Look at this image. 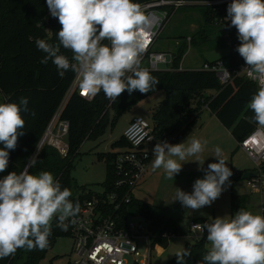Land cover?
Returning a JSON list of instances; mask_svg holds the SVG:
<instances>
[{
  "label": "clouds",
  "instance_id": "1",
  "mask_svg": "<svg viewBox=\"0 0 264 264\" xmlns=\"http://www.w3.org/2000/svg\"><path fill=\"white\" fill-rule=\"evenodd\" d=\"M50 15L57 18L61 29L57 43L37 38L35 44L55 65L60 78L72 71L79 83L80 94L89 101L103 92L114 102L125 91L149 94L157 89L159 79L141 67L146 50L145 29L149 23L140 5L133 0H46ZM226 21L237 30L240 44L236 51L243 58L247 75L257 81L258 90L248 107L251 120L264 128V0H231ZM107 41V43H105ZM71 53V60L61 53ZM226 74H230L226 71ZM29 100L21 97L17 103H0V173L8 169L9 153L25 133ZM30 114L35 116V112ZM194 136L187 143L171 144L157 141L152 149L153 171L163 169L166 178L173 179L182 170L183 162L197 157L204 144ZM218 162L209 163L203 178L196 179L191 193L178 188L174 201L184 208L199 211L211 206L230 186L232 170L227 166L219 146L214 149ZM178 158V159H177ZM36 164V156L28 158ZM72 192L61 186L53 174L40 171L30 174L28 167L0 178V259L14 256L18 249L45 250L52 236L53 222L67 231L81 211L79 202L70 198ZM210 250L198 264H264V216L239 209L232 218L216 217L204 225ZM191 250L175 254L177 264H185Z\"/></svg>",
  "mask_w": 264,
  "mask_h": 264
},
{
  "label": "trees",
  "instance_id": "2",
  "mask_svg": "<svg viewBox=\"0 0 264 264\" xmlns=\"http://www.w3.org/2000/svg\"><path fill=\"white\" fill-rule=\"evenodd\" d=\"M143 1L146 0H133L135 3ZM226 7L221 5L218 11L213 12L211 8L204 6L203 24H213L214 27H218L215 19L222 16ZM47 13L46 0H0L1 103L19 104L21 97H27L29 100L28 112L23 111L21 106V116L25 120L23 128L25 134L18 137L16 148L10 150L8 169L0 173V178L12 171L17 173L22 171L46 123L60 104L74 76L72 71H68L63 78H60L51 60L47 64L41 63L45 54L37 49L35 40L40 38L57 43L56 34L61 29L58 20L54 27L47 26L45 19ZM217 31L210 33L203 26L194 34L204 40L209 39L213 34L223 36L219 27ZM194 34L191 36V46L196 41ZM227 39L230 41L229 58L232 61L243 60L236 51L240 41L234 27L229 26ZM182 41L183 43L173 51L174 58L171 65L174 67L178 65L187 47L185 36ZM60 51L71 60V53L68 50L61 48ZM147 70L159 79L157 89H164L163 97L157 102L151 114L153 134L156 139L167 140L171 144L177 142L190 130L205 101H208V108L216 113L225 126H232V131L238 140L256 125L251 120L254 114L248 104L258 90V86L246 77H235L222 86L213 72L199 68ZM210 89L215 93H209ZM144 95L139 92L129 95L125 91L114 102H110L103 92L90 101L76 92L71 93L61 111V115L69 120L68 155L61 156L56 148L43 145L36 155V164L34 166L30 164L28 167L29 173L38 174L42 170L48 171L59 181L62 188L67 187L71 192L76 188L81 197H88L93 190L81 194L80 191L85 187L76 184L70 174L72 157L84 139L95 138L105 132L108 126H112L122 113ZM31 111L35 112V116L30 114ZM112 144L123 146L126 145V141L120 136ZM114 155L115 152L99 153V157H105V176L101 185L106 190L113 187ZM73 195L74 193L70 198L72 201H74ZM130 205L149 221L152 232L159 233L164 230L184 232L176 220L156 212L150 204L132 198ZM198 219L204 225L210 222L202 218ZM62 234L67 235V232L57 227L54 221L49 245ZM205 239L206 230L196 240H186L184 249L189 248L191 255L185 257V264H198L202 261L203 256L210 250L204 244ZM153 241L165 244L166 238L156 236ZM43 253L44 250L18 249L14 256L0 259V264H35ZM165 264H177L175 254L168 258Z\"/></svg>",
  "mask_w": 264,
  "mask_h": 264
},
{
  "label": "built area",
  "instance_id": "3",
  "mask_svg": "<svg viewBox=\"0 0 264 264\" xmlns=\"http://www.w3.org/2000/svg\"><path fill=\"white\" fill-rule=\"evenodd\" d=\"M229 3L231 0H146L138 3L149 21L145 29L146 50L141 58V67L149 70L185 68L182 62L191 48V36L186 37V51L175 67L171 65L174 58L173 51L153 49L165 24L177 9L184 6H208L214 12L218 11L221 5L228 6ZM49 15L48 11L47 18ZM226 16L227 7L222 16L215 20L219 29H226L222 34L228 37L230 21H226ZM199 69L213 72L222 86L239 76L246 77L258 86L257 81L247 75L242 59L204 60ZM226 71L230 74H226ZM73 92L81 96L75 74L29 157L36 156L43 145L56 148L61 156L68 155L69 120L61 115V111ZM209 93L214 94L215 91ZM202 108H208V101L203 102ZM121 136L124 137L126 145L114 151L113 187L106 190L102 186L88 197H81L78 193L73 195V202H79L81 211L76 217V222L66 231L72 240L69 252L70 264H151L152 239L156 236L167 239L179 233L173 230L155 233L151 231L149 221L145 218L143 221L129 219L131 210L137 213L135 207L130 205V201L133 198V188L149 166L150 153L144 145L155 139L153 125L141 114H135L129 119ZM239 145L254 163L256 174L247 178V184L250 189L260 193L259 213L264 216V128L256 124L240 138ZM26 166H30L29 159L22 171ZM87 192L86 189L80 191L81 194ZM189 227L204 231V224L198 220H190ZM138 236L144 239L143 249L136 242Z\"/></svg>",
  "mask_w": 264,
  "mask_h": 264
},
{
  "label": "crops",
  "instance_id": "4",
  "mask_svg": "<svg viewBox=\"0 0 264 264\" xmlns=\"http://www.w3.org/2000/svg\"><path fill=\"white\" fill-rule=\"evenodd\" d=\"M162 97H160V99ZM154 107L151 110V114ZM200 110L201 111L195 121L192 123L190 130L177 142L172 144L182 142L187 143V139H190L193 136L202 142L206 141L207 143L204 144L203 152L198 154L199 162L201 165L203 164L202 167L204 169L207 168L209 163L218 162L214 157V149L219 146L222 150L223 157L227 161V166L232 170L233 173V175L229 178L231 181L230 186L225 187V190L222 192L221 196L216 201H214L211 206H205L199 211H193L189 208H184L179 201L173 202L178 188L185 192L191 193L193 191V184L195 180L203 178L205 173L199 170L201 166L199 162L195 161L197 160V157H189L187 161L183 162L181 172L175 175L173 179L166 178L163 169L153 171L151 164L155 157L153 155L152 149L154 148V145L157 143V141H160L155 138L144 145V147L150 153L149 166L132 190L133 198L135 200L150 204L156 212L163 213L176 220L184 231L183 233L178 234H185L188 237H194L196 239L198 236L202 235L203 232L191 229L189 227V222L192 219L198 220L199 222L201 221L198 218H202L211 222L218 216H223L230 219L239 209H244L254 215H260V193L250 189L247 184V177H242V174L246 170H255L253 161L250 165L248 160L251 161V158L247 156L244 149L239 145V140L233 133L232 126H225L220 121L216 113L210 109L201 108ZM135 114L137 113L132 114L128 118L126 125L129 119ZM151 114L147 120L152 124ZM114 125L115 122L112 126ZM122 132L115 139L111 140L108 146L97 152L98 157L99 153L101 152H114L121 148L122 145H113L112 142L117 140L122 135ZM241 153L246 154L248 159L243 161L241 158ZM99 158H101L105 163L104 156ZM159 208L165 209V211H158L157 209ZM153 239L151 242V258L153 250H155L156 253H160L164 249L163 245L167 244L168 242L166 239V243L161 244L159 242H154Z\"/></svg>",
  "mask_w": 264,
  "mask_h": 264
},
{
  "label": "rangeland",
  "instance_id": "5",
  "mask_svg": "<svg viewBox=\"0 0 264 264\" xmlns=\"http://www.w3.org/2000/svg\"><path fill=\"white\" fill-rule=\"evenodd\" d=\"M203 5L184 6L177 9L171 16L170 20L165 24L160 32V35L154 43L153 49L158 51H175L182 39L187 36H192L201 27H206L207 31L212 33L217 31L218 27L213 24L204 25L202 21ZM47 19V15L45 17ZM48 26V25H47ZM218 32V31H217ZM195 35V34H194ZM196 41L192 44L190 50L183 58V67L199 68L204 60L223 58L228 61L230 54V42L225 35L213 34L207 40L195 35ZM226 37V38H224ZM186 51V50H185ZM210 89L209 91H211ZM164 94L163 88H158L149 94L136 100L132 106L122 113L115 125L108 127L105 132L95 138H86L78 147L77 152L71 159L70 174L76 184L84 186L86 190L98 191L101 189V181L105 175V163L98 157L97 152L108 146L109 142L121 134L126 126L128 118L134 114H141L148 119L154 105L159 101ZM2 96L0 95V103ZM113 111H110L112 115ZM0 148L3 145L0 144ZM248 156V155H247ZM246 154L241 153L243 161L247 160ZM240 157V156H239ZM250 165L252 160H248ZM78 189L73 188L72 193H77ZM165 211V209H157ZM129 219L134 221L144 220L139 213H134L131 210ZM186 240H196L194 237H188L185 234H177L167 238V244L163 245L164 249L160 253L152 252V264H165L167 259L177 252L183 251ZM136 242L143 249L144 239L140 236L136 237ZM72 240L66 234L59 235L55 240L44 250V253L35 264H70L69 252ZM204 244L210 248L211 245L204 240Z\"/></svg>",
  "mask_w": 264,
  "mask_h": 264
},
{
  "label": "water",
  "instance_id": "6",
  "mask_svg": "<svg viewBox=\"0 0 264 264\" xmlns=\"http://www.w3.org/2000/svg\"><path fill=\"white\" fill-rule=\"evenodd\" d=\"M57 18H54L52 17L51 15L48 16L47 18V25L49 27H54L57 23ZM226 29H222V32H224ZM256 174V170H246L243 174H242V177L245 178V177H251V176H254Z\"/></svg>",
  "mask_w": 264,
  "mask_h": 264
}]
</instances>
